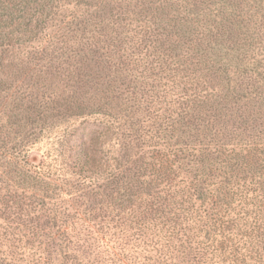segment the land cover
Returning a JSON list of instances; mask_svg holds the SVG:
<instances>
[{
  "label": "trees",
  "instance_id": "16d2710c",
  "mask_svg": "<svg viewBox=\"0 0 264 264\" xmlns=\"http://www.w3.org/2000/svg\"><path fill=\"white\" fill-rule=\"evenodd\" d=\"M0 264H264V0H0Z\"/></svg>",
  "mask_w": 264,
  "mask_h": 264
},
{
  "label": "rangeland",
  "instance_id": "374dc122",
  "mask_svg": "<svg viewBox=\"0 0 264 264\" xmlns=\"http://www.w3.org/2000/svg\"><path fill=\"white\" fill-rule=\"evenodd\" d=\"M77 129V138H81L82 136L89 137L91 132V125L84 124L75 126ZM56 136H50L47 139H44L43 142H41L33 152L32 158L34 160L41 159L43 156H52L54 155V151L56 149Z\"/></svg>",
  "mask_w": 264,
  "mask_h": 264
}]
</instances>
